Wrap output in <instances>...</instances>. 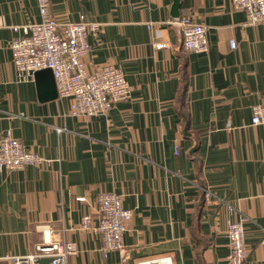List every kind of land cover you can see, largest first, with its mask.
Segmentation results:
<instances>
[{"label": "crops", "instance_id": "obj_1", "mask_svg": "<svg viewBox=\"0 0 264 264\" xmlns=\"http://www.w3.org/2000/svg\"><path fill=\"white\" fill-rule=\"evenodd\" d=\"M49 2L59 24L79 14L100 23L84 66L120 67L129 94L105 114L79 117L68 113V98L43 94L34 73L17 81L12 26L39 22L38 4L0 0V135L9 129L50 159L0 169V264L58 240L75 243L67 264L162 256L225 264L227 224L239 214L247 217L242 264H264V124H251L250 109L264 104V22H246L231 0ZM182 16L206 27L208 53L183 48L173 22ZM101 192L120 195L132 211L122 250L106 254L101 238L80 228L84 214L96 222Z\"/></svg>", "mask_w": 264, "mask_h": 264}, {"label": "built area", "instance_id": "obj_2", "mask_svg": "<svg viewBox=\"0 0 264 264\" xmlns=\"http://www.w3.org/2000/svg\"><path fill=\"white\" fill-rule=\"evenodd\" d=\"M40 21L22 26H12L17 33L11 39L13 70L17 81H26L37 70L49 68L52 71L57 94L60 99H69L68 113L72 116L91 117L107 113L116 102L126 99L129 85L120 67L104 64L97 71L89 72L82 56L89 51L88 38L100 30L98 21L79 14L75 22L59 24L50 13L49 0H36ZM232 7L245 13L250 24L264 22V0H231ZM179 27L182 46L193 53L206 54L209 51L206 27L193 23L188 17L174 19ZM233 39L229 47H234ZM162 45H156L161 47ZM251 124H264V104L251 105ZM50 159L28 150L12 136L9 129L0 135V169L15 170L27 165L49 163ZM85 198L79 197V201ZM96 222L90 214L80 218V228L98 235L102 250L119 251L123 248V233L131 220L132 211L123 206L121 196L101 192L98 196ZM236 221L228 222L226 236L228 254L225 264H242L246 257L243 223L247 217L239 214ZM76 252L71 240L51 241L38 246L33 254L5 257L9 264H67L69 255ZM137 264H172L170 256L141 260Z\"/></svg>", "mask_w": 264, "mask_h": 264}, {"label": "water", "instance_id": "obj_3", "mask_svg": "<svg viewBox=\"0 0 264 264\" xmlns=\"http://www.w3.org/2000/svg\"><path fill=\"white\" fill-rule=\"evenodd\" d=\"M177 5V1L175 2ZM35 78H37L38 85L40 86L41 92L48 93V97L57 96V88L54 83V78L51 69H41L34 72Z\"/></svg>", "mask_w": 264, "mask_h": 264}, {"label": "trees", "instance_id": "obj_4", "mask_svg": "<svg viewBox=\"0 0 264 264\" xmlns=\"http://www.w3.org/2000/svg\"><path fill=\"white\" fill-rule=\"evenodd\" d=\"M180 83H181V87H180V92H179V104H180V107H179V115L181 117L185 119H187V116L185 114V110H184V105H185V93H186V90H187V82H186V78H185V73L182 72L181 74V80H180Z\"/></svg>", "mask_w": 264, "mask_h": 264}]
</instances>
